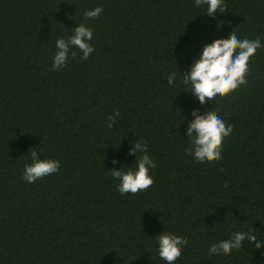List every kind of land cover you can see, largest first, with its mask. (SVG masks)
Listing matches in <instances>:
<instances>
[{
  "label": "trees",
  "instance_id": "trees-1",
  "mask_svg": "<svg viewBox=\"0 0 264 264\" xmlns=\"http://www.w3.org/2000/svg\"><path fill=\"white\" fill-rule=\"evenodd\" d=\"M223 5L208 15L195 0H0V264H166L163 231L188 241L174 264H264L247 239L208 254L249 228L264 244V46L228 95L201 104L182 83L204 46L234 30L264 45V0ZM80 23L94 51L81 60L72 46L53 69L57 39ZM194 109L233 126L222 159L188 155ZM139 140L154 183L122 195L110 170L135 167ZM33 150L59 171L27 182Z\"/></svg>",
  "mask_w": 264,
  "mask_h": 264
},
{
  "label": "clouds",
  "instance_id": "clouds-1",
  "mask_svg": "<svg viewBox=\"0 0 264 264\" xmlns=\"http://www.w3.org/2000/svg\"><path fill=\"white\" fill-rule=\"evenodd\" d=\"M197 6L207 5V14L214 15L219 9L224 12L223 0H195ZM103 11L102 7H96L85 13L88 19L99 17ZM93 38V30L84 23L78 24L68 39L59 38L56 41L57 51L54 54L53 69L62 68L69 56L72 46L82 53L81 60H87L94 47L89 43ZM261 39H240L235 30L228 38H217L204 46L203 51L192 65L187 74H182V83L185 91H192L198 97L201 104L215 100L217 96H225L237 90L241 85L247 83L249 72V61L257 50L261 48ZM76 55L75 52L72 53ZM168 84L176 85V73L168 76ZM192 115L195 119L188 126L187 137L190 138L192 148L188 149V155L194 156L197 163L218 161L222 159V145L224 138L233 131V126L227 125L215 112L207 111L203 115L198 109H194ZM119 116L117 110L107 117L108 127L113 128L116 118ZM194 149V150H193ZM148 146L140 140L133 143L132 153H140L136 159L135 167H125L110 170L112 177L119 180L118 191L124 194H136L149 189L153 183V177L149 170L155 166V161L147 154ZM31 163L26 164L23 178L34 183L38 179L56 173L60 169V162L54 159H41L37 151H31ZM116 163V160H113ZM254 229L248 231L234 232L231 238L212 244L208 249L209 256L229 255L242 247V242L247 239L256 248L264 247L257 239ZM158 242L159 257L166 264H174L181 256L182 247H187L188 241L170 232H161L156 236Z\"/></svg>",
  "mask_w": 264,
  "mask_h": 264
}]
</instances>
